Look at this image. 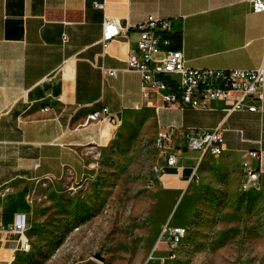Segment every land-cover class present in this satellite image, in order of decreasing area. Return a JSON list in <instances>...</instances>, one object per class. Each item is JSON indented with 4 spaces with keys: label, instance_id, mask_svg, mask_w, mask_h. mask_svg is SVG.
<instances>
[{
    "label": "crops",
    "instance_id": "1",
    "mask_svg": "<svg viewBox=\"0 0 264 264\" xmlns=\"http://www.w3.org/2000/svg\"><path fill=\"white\" fill-rule=\"evenodd\" d=\"M148 16L172 22L170 49L181 50L191 68L264 65V16L253 13L248 0H0V226L11 225L17 213L29 225L37 185L98 176L133 116L145 127L153 123L156 133L174 125L178 171L165 175L185 186L212 157L183 148L184 133L191 130L221 131L224 150L215 162L232 179H243V163L264 174V88L261 111L254 113L227 115L221 103L181 109L159 100L155 110L142 100L140 76L127 69L126 59L136 47L135 27ZM106 19L118 21L122 31L103 52ZM101 107L116 125L82 126ZM22 253L17 236L0 237V264H17Z\"/></svg>",
    "mask_w": 264,
    "mask_h": 264
},
{
    "label": "rangeland",
    "instance_id": "2",
    "mask_svg": "<svg viewBox=\"0 0 264 264\" xmlns=\"http://www.w3.org/2000/svg\"><path fill=\"white\" fill-rule=\"evenodd\" d=\"M129 120L98 176L37 185L30 250L17 264H145L167 222L185 228L187 236L175 258L152 264H264V187L244 189V177L220 171V156L203 161L200 185L185 186L162 174L154 124ZM157 250L166 253L165 246Z\"/></svg>",
    "mask_w": 264,
    "mask_h": 264
},
{
    "label": "built area",
    "instance_id": "3",
    "mask_svg": "<svg viewBox=\"0 0 264 264\" xmlns=\"http://www.w3.org/2000/svg\"><path fill=\"white\" fill-rule=\"evenodd\" d=\"M252 12L264 16V0H248ZM96 8L101 5L96 4ZM138 33L135 50L126 59L127 69L135 71L140 76V94L148 107L158 110L155 100L163 106H177L181 109H206L211 103L225 105L227 115L237 112H259L263 102L264 65L254 70L243 69H200L187 66L183 52L170 49L172 22L148 16L146 20L135 27ZM122 31L116 20L106 19L102 26L101 46L103 52ZM63 41L66 38L63 37ZM103 71L114 75L115 71ZM48 110V109H46ZM94 122H108L116 125L110 117L107 108L101 107L88 113L82 126ZM174 125L157 131L161 157L159 167L162 174L169 169H177L176 145L174 143ZM183 148L189 152L218 157L224 150V141L219 129L211 131H186L184 133ZM250 156L258 159L259 155L251 152ZM244 189L264 187V174L259 168L248 163L242 165ZM197 169L191 172L187 184H199ZM28 222L27 216L17 213L11 225L0 226V237L17 236L21 251L27 248ZM180 233L179 226H172L168 222L159 229L155 250L149 255L145 264L154 261L163 263L171 259L174 254L176 236ZM165 246L166 253L162 254L157 246ZM158 254V255H156ZM164 255L160 257L159 255Z\"/></svg>",
    "mask_w": 264,
    "mask_h": 264
},
{
    "label": "bare ground",
    "instance_id": "4",
    "mask_svg": "<svg viewBox=\"0 0 264 264\" xmlns=\"http://www.w3.org/2000/svg\"><path fill=\"white\" fill-rule=\"evenodd\" d=\"M155 146L158 150L161 151V147L159 146V137H156V139H155ZM186 236H187V230L185 228L180 227V233L176 236L175 246H174V254L172 257L175 258L177 250H178L179 246L181 245V243L185 240ZM29 250H30V245L28 243L27 248L23 252H27Z\"/></svg>",
    "mask_w": 264,
    "mask_h": 264
},
{
    "label": "trees",
    "instance_id": "5",
    "mask_svg": "<svg viewBox=\"0 0 264 264\" xmlns=\"http://www.w3.org/2000/svg\"><path fill=\"white\" fill-rule=\"evenodd\" d=\"M165 173L166 174H174L175 173V170L174 169H169V170L165 171Z\"/></svg>",
    "mask_w": 264,
    "mask_h": 264
},
{
    "label": "water",
    "instance_id": "6",
    "mask_svg": "<svg viewBox=\"0 0 264 264\" xmlns=\"http://www.w3.org/2000/svg\"><path fill=\"white\" fill-rule=\"evenodd\" d=\"M96 259L100 260V257H99V256H97V257H96Z\"/></svg>",
    "mask_w": 264,
    "mask_h": 264
}]
</instances>
